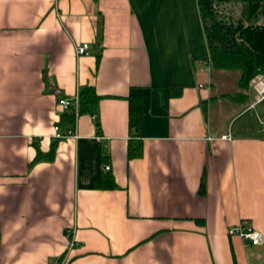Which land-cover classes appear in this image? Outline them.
Masks as SVG:
<instances>
[{
	"label": "crops",
	"instance_id": "1",
	"mask_svg": "<svg viewBox=\"0 0 264 264\" xmlns=\"http://www.w3.org/2000/svg\"><path fill=\"white\" fill-rule=\"evenodd\" d=\"M230 74L209 67L198 0H0V264H264L227 235L264 239V100L224 108ZM85 87L99 129L78 115L54 142L58 100Z\"/></svg>",
	"mask_w": 264,
	"mask_h": 264
},
{
	"label": "trees",
	"instance_id": "2",
	"mask_svg": "<svg viewBox=\"0 0 264 264\" xmlns=\"http://www.w3.org/2000/svg\"><path fill=\"white\" fill-rule=\"evenodd\" d=\"M198 8L203 24L209 51V67L212 71L237 72V95L246 98L250 81L264 75V0H198ZM78 115L93 117L99 129L98 119L94 115L100 97L92 87L80 90ZM233 100L232 96L227 97ZM128 127L135 136L139 131L140 120L146 109L138 97H130ZM75 114L71 109L66 112V124L72 126ZM142 156V144L131 139L127 147V158L138 159ZM39 160V156L36 158ZM94 189L115 188L112 175H102ZM204 193L202 179L199 194Z\"/></svg>",
	"mask_w": 264,
	"mask_h": 264
},
{
	"label": "built area",
	"instance_id": "3",
	"mask_svg": "<svg viewBox=\"0 0 264 264\" xmlns=\"http://www.w3.org/2000/svg\"><path fill=\"white\" fill-rule=\"evenodd\" d=\"M75 53L77 56H87L88 53V44L83 43L77 45L75 48ZM249 88L254 93V103H260L264 100V75H258L254 77L249 84ZM58 106L64 111L67 112L69 110H73L75 114V118L78 116L79 110V95H76L73 99H59ZM74 127L70 126L67 130L62 131L59 126L53 127V135L52 140L54 142L60 141L66 138L75 137ZM104 171H109V166L104 165ZM227 235L229 236H238L243 242L245 247H257L264 244L263 236L257 232L249 228L248 226H244L239 224L235 227H229L227 229ZM70 234H68V237ZM73 246V245H71Z\"/></svg>",
	"mask_w": 264,
	"mask_h": 264
},
{
	"label": "rangeland",
	"instance_id": "4",
	"mask_svg": "<svg viewBox=\"0 0 264 264\" xmlns=\"http://www.w3.org/2000/svg\"><path fill=\"white\" fill-rule=\"evenodd\" d=\"M230 73H232V75L230 74L227 76V78H225V83L228 84V86H229L228 89L227 88L222 89L220 92L228 90L229 92H232V93H230L231 94L230 96L233 97L234 102H241L243 100L242 97L237 95L238 92L235 91L236 90L235 87H237L235 81L238 78V73L237 72H230ZM226 79L228 81H226ZM232 83H234V85H232ZM225 102H227V104L224 105V108L228 107V103H232V100L228 99V100H225ZM212 118L215 119V116H213Z\"/></svg>",
	"mask_w": 264,
	"mask_h": 264
}]
</instances>
